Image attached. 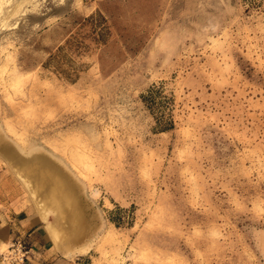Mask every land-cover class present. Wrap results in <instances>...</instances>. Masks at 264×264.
I'll use <instances>...</instances> for the list:
<instances>
[{
	"label": "rangeland",
	"instance_id": "obj_1",
	"mask_svg": "<svg viewBox=\"0 0 264 264\" xmlns=\"http://www.w3.org/2000/svg\"><path fill=\"white\" fill-rule=\"evenodd\" d=\"M5 210L70 264H264V0H0Z\"/></svg>",
	"mask_w": 264,
	"mask_h": 264
},
{
	"label": "crops",
	"instance_id": "obj_2",
	"mask_svg": "<svg viewBox=\"0 0 264 264\" xmlns=\"http://www.w3.org/2000/svg\"><path fill=\"white\" fill-rule=\"evenodd\" d=\"M34 219L23 210L17 213L0 211V243L7 244L12 239H21L30 249L31 259L28 264H70L51 252L46 228Z\"/></svg>",
	"mask_w": 264,
	"mask_h": 264
},
{
	"label": "bare ground",
	"instance_id": "obj_3",
	"mask_svg": "<svg viewBox=\"0 0 264 264\" xmlns=\"http://www.w3.org/2000/svg\"><path fill=\"white\" fill-rule=\"evenodd\" d=\"M43 172L48 173L47 171ZM40 175L42 176L41 173L39 176ZM53 175L54 174L49 173L45 174L44 178H40V181L42 184L46 185L53 184L55 189L52 191L51 196L54 194L58 195V199L56 200L54 198V201L52 196L53 210L56 213L58 219L65 221V224H67L71 232L76 231L81 222V210L76 194L68 182L62 178H54Z\"/></svg>",
	"mask_w": 264,
	"mask_h": 264
},
{
	"label": "built area",
	"instance_id": "obj_4",
	"mask_svg": "<svg viewBox=\"0 0 264 264\" xmlns=\"http://www.w3.org/2000/svg\"><path fill=\"white\" fill-rule=\"evenodd\" d=\"M31 259L30 249L21 239H12L0 254L1 264H28Z\"/></svg>",
	"mask_w": 264,
	"mask_h": 264
},
{
	"label": "trees",
	"instance_id": "obj_5",
	"mask_svg": "<svg viewBox=\"0 0 264 264\" xmlns=\"http://www.w3.org/2000/svg\"><path fill=\"white\" fill-rule=\"evenodd\" d=\"M152 92H156V90L154 91H151V93H149L148 96L144 97V101H145V104L149 107H154L156 106V103H155V100H154V97H153V94Z\"/></svg>",
	"mask_w": 264,
	"mask_h": 264
}]
</instances>
